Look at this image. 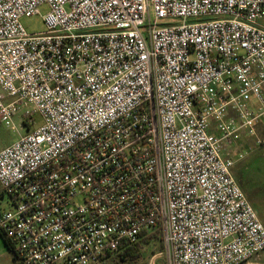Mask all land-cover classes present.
<instances>
[{
    "label": "built area",
    "instance_id": "obj_1",
    "mask_svg": "<svg viewBox=\"0 0 264 264\" xmlns=\"http://www.w3.org/2000/svg\"><path fill=\"white\" fill-rule=\"evenodd\" d=\"M44 29L20 20L39 14ZM0 233L18 264H247L264 225L232 174L264 148V0H0Z\"/></svg>",
    "mask_w": 264,
    "mask_h": 264
},
{
    "label": "rangeland",
    "instance_id": "obj_2",
    "mask_svg": "<svg viewBox=\"0 0 264 264\" xmlns=\"http://www.w3.org/2000/svg\"><path fill=\"white\" fill-rule=\"evenodd\" d=\"M48 9L43 6L39 9V14L31 17H23L20 22L28 33L40 32L44 29L42 16ZM15 129L6 127L0 123V149L13 143L19 135L26 134L41 124V117L34 115L30 125L20 126L17 116L13 117ZM232 174L235 182L244 193L249 204L256 211L259 220L264 225V148L256 149L249 156L234 164ZM238 176L241 178H238ZM242 181V182H241ZM6 206V200H0V209ZM158 244H150L143 250V257L140 264H150L154 254H158ZM108 259V261H110ZM0 264H18L12 258L11 253L4 246L0 238ZM155 264H163L162 260L155 261ZM247 264H264V251L256 259Z\"/></svg>",
    "mask_w": 264,
    "mask_h": 264
},
{
    "label": "trees",
    "instance_id": "obj_3",
    "mask_svg": "<svg viewBox=\"0 0 264 264\" xmlns=\"http://www.w3.org/2000/svg\"><path fill=\"white\" fill-rule=\"evenodd\" d=\"M238 178L240 177L238 176ZM0 238L6 249L11 253L12 258L15 260L12 253V247L3 233H0ZM150 244H158V253L161 252L162 245L158 231L144 232L136 243L123 245L118 253L106 256L102 264H140L143 257V250ZM110 258L111 260L108 261ZM142 264H146V262Z\"/></svg>",
    "mask_w": 264,
    "mask_h": 264
},
{
    "label": "crops",
    "instance_id": "obj_4",
    "mask_svg": "<svg viewBox=\"0 0 264 264\" xmlns=\"http://www.w3.org/2000/svg\"><path fill=\"white\" fill-rule=\"evenodd\" d=\"M1 199H5V197L3 196L2 192H1V189H0V200ZM5 208V207H4ZM3 209V208H2ZM1 210V209H0Z\"/></svg>",
    "mask_w": 264,
    "mask_h": 264
}]
</instances>
